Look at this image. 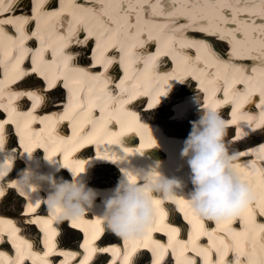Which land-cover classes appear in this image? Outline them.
I'll use <instances>...</instances> for the list:
<instances>
[{"label": "bare ground", "instance_id": "bare-ground-1", "mask_svg": "<svg viewBox=\"0 0 264 264\" xmlns=\"http://www.w3.org/2000/svg\"><path fill=\"white\" fill-rule=\"evenodd\" d=\"M60 1L62 4H59V0H0V41L2 42L3 35L8 37L6 47L10 48L7 52L8 56L3 57L0 64V71L6 70L7 75L4 79L11 76L8 70L19 61L23 63L28 55L32 57V65L37 71L40 69L37 66L39 60L46 57L44 60L46 64L44 62L39 64L44 65L45 75L50 71L52 65L57 73L67 78L68 83L72 82V88L75 90L65 113L60 115L61 112L56 111L54 116H50L51 113L48 111L53 106L62 107L65 97L64 88L62 85H58L53 91L46 92L44 111L34 114L33 117L36 120L32 128L31 121L28 119L30 112L16 114L23 116V121L26 123L25 129L20 125L16 126L15 130L19 135L22 132L30 134L29 131L43 132L39 125V116L42 112L47 118L44 125L50 128L55 127L49 136L57 140L58 146L49 147L50 152L48 153L51 157H56L54 162H47L42 158V146L34 150V158L24 155L29 166L35 169L36 174L32 179L37 183L43 180L51 181L50 174L57 169L56 172L60 171V174L55 175L56 177L70 180L67 177V170L63 169L65 167L60 165L61 158L63 163L77 174L80 173L78 169L82 166L85 173H82L81 176L85 178L84 181L89 187L101 190L102 195L105 194L103 190L112 189L117 185L118 169L112 164L117 165L120 169L129 167L143 169L155 162H160V170L163 174L186 178L189 170L185 161L180 157V149L183 146V141L188 137L190 129H177L176 126L181 124L189 127L191 121L198 119L201 104L205 107L213 106L227 122L224 143L230 153L238 154L235 163L251 185L255 199L242 215L227 222L215 223V225L212 224L213 221L201 219L190 213H183L184 216L188 214L185 219L189 225H186L183 223V215L177 210V207L170 202L162 201L160 206L165 207L169 212L163 216L162 220L159 218L157 221L167 220L171 223L160 225L156 222V228L151 231L150 238L154 230H159L161 234H155L160 235L159 237L164 234L169 235L168 229L171 230V235L168 238L171 243L175 244L171 245V252L174 254L175 250H179L187 257L181 260L178 253L171 254V261L174 258L177 264H190L192 259L196 262L195 264H201V262L218 264L217 249L225 246L228 250L224 257V264H232L235 254L234 243L239 245L242 253L239 256L240 264H264V214H262L264 212V171L259 165L261 160H264V144H261L264 142V126L252 131L257 117L260 116L258 110L253 106L260 105L259 93L264 91V0ZM32 4L34 10L31 7ZM23 21L24 24L38 22L34 32L35 37L41 41L38 49L34 48L37 40L33 37H30L29 41L21 38L24 30L27 29V25H21ZM58 28H61V31H57ZM187 29L209 33L214 37L211 40L215 46L214 49L219 50L220 48L219 51L230 58H219L208 46L209 42L207 41H196L187 37ZM86 31L89 32L90 37L86 35ZM96 39L98 41L96 58L99 67L89 66V69L96 72L107 70L109 73V75L106 74L107 77L94 79L90 82L86 76L95 77L97 74L92 75L88 71L79 77L69 67H67L68 72H60L62 63L72 59L73 55L77 64L88 63L91 65L89 52ZM226 42L231 43L230 52L226 50L228 47ZM158 58H164L161 60L163 64L174 67L169 79L164 78L169 75L167 70L156 72L155 68L152 69L158 63ZM238 59L249 62L239 64L236 62ZM20 71H22L20 77L26 75L23 87L18 93L13 92L14 88L0 89V105L8 104L10 97H14L13 99L18 97L21 98L20 103L26 109L28 99L24 95H18L22 93L21 90L24 87H35L42 90L41 77L38 73H34V71L32 73L24 67L20 68ZM40 71L44 73L43 70L40 69ZM118 73L119 76L124 74L130 81L123 87L127 94L133 93L136 89L134 85L138 82L149 84L148 78L156 76L163 80L164 85H168L170 94L165 98L158 99L159 107L165 102L162 109L159 110L158 107L152 113L144 115L147 121L156 124H140L134 115L132 117L128 115L129 110L121 112L120 107H122L125 98L118 100L116 92L111 90ZM241 81L245 83H241ZM101 82H107L109 89L102 87ZM155 82L152 81L150 85L155 86ZM194 82L198 83L197 87L194 86ZM0 84H2L1 81ZM244 86L249 91L248 94L243 92ZM181 87L184 88L183 92H178V88ZM114 88H117V85H114ZM153 90L154 88L150 91L153 92ZM86 92L95 93L92 99L98 102L102 109H106V115L99 116L97 111H94L91 98L86 95ZM34 93L40 96L39 91ZM215 93L217 97H215ZM110 99L111 101H109ZM118 101L120 104L117 106ZM109 103L112 105L107 108L105 105ZM143 104L144 102L139 103V105ZM171 107L177 108V113L171 115V118H167V120H163V117L155 114L165 108L171 112ZM13 110H16L15 105ZM12 116L14 120L18 119L15 114H9L7 121L0 123L2 125L0 135L9 145L15 143L12 129L8 126L13 122ZM2 117L3 114L0 112V119ZM233 119L236 120V123H231ZM111 120L128 126L123 133L136 132L141 141L140 145L131 148L120 147L117 138L121 133L108 127ZM58 128L59 134H57ZM21 140L25 142L23 137ZM88 140L101 145L94 150L91 148L94 147L93 142L87 143ZM49 142L50 139L45 137L44 143ZM127 142L129 146L137 143L136 140L131 142V139ZM13 147L9 149H13ZM16 150L15 154L10 153L13 159L17 160L18 157L23 159L20 150L18 148ZM124 150L137 151V154L119 163L110 161H117L119 154H123ZM238 150L240 151L237 152ZM74 152H77L75 154L82 153L74 155ZM106 153L113 154L114 157H108ZM2 158L6 159L7 157ZM181 165L184 166L182 170ZM15 174L13 182H17L15 179L18 177V172ZM1 179L2 176H0ZM5 188L4 185H0V192L2 190L6 192ZM14 188L20 189L19 186H14ZM19 192L30 200L29 206L34 210L28 211L33 219L23 216L24 206L18 210L8 208L10 196L16 195V190L11 191L5 201L2 202L0 199V211L14 215V219L18 222L16 226V221L0 217V264H14L12 258L8 257V253L3 251L6 247L4 244L1 245L2 235L15 233L17 236L19 231H25L31 234V238H34L37 226L31 221H34L35 215L43 209L41 207L38 210V206L42 203L41 199L48 194V185L45 184L42 190L35 192L34 197L24 188H22V192ZM19 198L23 200L21 195ZM177 199L181 198L177 197ZM96 203V212L99 213L102 208V200L98 198ZM96 216L92 213L85 214L82 222L91 225L95 223ZM46 219L47 217L44 216L43 221ZM66 224L70 223L57 220V224L53 228L55 235L51 241L52 251H49L44 243L45 236L43 242L35 246V250H37L35 258L39 264H84L87 256H83L82 252L85 248L79 253L71 251L67 253L59 245L61 242L58 239L61 238L63 245L70 247L76 248L81 243L77 244L78 241L75 238L81 236L82 233L71 228L70 232L66 233L67 237L64 240ZM17 229L18 231H16ZM102 229H104V235L108 236L107 242L118 239L107 230L104 223ZM173 229L177 231L173 232ZM187 231L190 236L188 240L185 239L184 234L181 235ZM178 234H180L179 238ZM143 241L147 242L144 239ZM9 244L14 246L15 243L10 242ZM28 245L29 242L24 244L25 250H18L19 255L30 251ZM194 245L201 250L197 251L193 248ZM94 248L97 249L98 260L92 256L87 260V264H97L107 257L105 252L99 251L98 247ZM107 249H110L109 252L116 256L115 260L122 264V254H118L122 253V249L118 246L115 248L110 246ZM117 249L119 252L115 251ZM216 254L217 260H215ZM148 255L147 253L146 258L143 261L139 260L137 264H147L146 261L150 259V257L147 259ZM63 256H68L65 261L62 259ZM164 258L165 256H163ZM80 259L81 263H79Z\"/></svg>", "mask_w": 264, "mask_h": 264}, {"label": "clouds", "instance_id": "clouds-1", "mask_svg": "<svg viewBox=\"0 0 264 264\" xmlns=\"http://www.w3.org/2000/svg\"><path fill=\"white\" fill-rule=\"evenodd\" d=\"M262 120L264 115L261 113L252 131L259 128L257 125ZM191 125L189 135L180 149V157L189 170L186 178L163 174L160 162L143 169L122 168V179L114 188L103 190L105 194L102 195L101 190L89 187L82 180L81 174L84 171L77 174L62 161L63 167L70 171L72 180L53 175L51 181L37 183L32 179L36 174L35 169L27 164L15 180L33 197L35 192L42 190L47 184L48 194L41 201L58 221L71 223L92 213L103 220L108 231L124 241L143 240L151 233L160 218L161 204L158 205L157 200L174 204L181 213H190L219 224L230 219L232 211L247 207L255 199V195L235 163L238 154L230 153L224 144L227 122L219 111L213 106L205 107L201 104L198 119L191 121ZM21 149L25 155L34 158L35 151H29L23 144ZM43 150L44 159L54 162L56 157H51L47 150ZM16 151L9 149L6 140L0 135V176L7 175L9 168L15 169V160L10 153L15 154ZM135 154L137 151L124 150L117 161L106 160L119 163ZM183 167L181 165V170ZM98 198L102 200L99 213L96 212ZM131 248L132 246L123 254L122 264ZM151 251L152 264H161L163 248L153 247ZM232 264H240L239 254H234Z\"/></svg>", "mask_w": 264, "mask_h": 264}, {"label": "snow or ice", "instance_id": "snow-or-ice-1", "mask_svg": "<svg viewBox=\"0 0 264 264\" xmlns=\"http://www.w3.org/2000/svg\"><path fill=\"white\" fill-rule=\"evenodd\" d=\"M168 7H171V5H168ZM33 71H37V69H33ZM254 71V69H253ZM241 83H245L244 81H241ZM53 83L50 81L48 83V87L51 88L53 87ZM65 87H67V85H65ZM245 94H247V88H246V92ZM18 95H24V96H27L29 99H31L33 101V107H36L40 102H42V99L43 97L37 95L36 93L34 92H24V93H19ZM260 105H264V91H261V94H260ZM149 107H152V105H149ZM262 115H264V112H262ZM231 123H236V120L233 119L231 121ZM261 124H264V120L261 121ZM261 124H258L257 127H260ZM0 131H2V125H0ZM93 141L91 140H88L87 143H92ZM29 151L31 149H28ZM79 172H83L84 171V168L81 166L79 169H78ZM156 203L158 205L161 204V201L157 200ZM180 203H183V201H180ZM249 206V205H248ZM248 206L243 208L242 210H237V211H232L230 213V216L231 218L226 220L225 222L237 217V216H240L242 215L245 211L248 210ZM29 211H33L34 209L29 206L28 208ZM262 214H264V212H262ZM165 215V213L160 209V219L162 220L163 219V216ZM32 223H36L37 221H31ZM51 221L50 220H46L43 222V224L41 225L42 227V230L44 231L45 233V237H44V243L46 245V247H48V250L49 251H52V248H53V245L51 243L52 239H53V236L55 235L54 233V230L53 231H49V225H50ZM95 224L96 225H100L101 224V220L100 219H97L95 220ZM75 226V225H74ZM18 231V229L16 230ZM99 231H103V229H100ZM173 232H176L177 230L176 229H173L172 230ZM98 235H99V232L95 233L92 237L93 240L97 239L98 238ZM15 237V233H11L10 234V239L14 238ZM148 239H150V234L144 238L145 241H147ZM20 243H23V244H27L26 241H21ZM144 248H149V244L147 242H145L143 245H142ZM14 247H17V249L19 250V244H14ZM28 247L30 248L31 246L28 245ZM83 247H85L86 251H87V257L85 259V262L84 264H87V260L90 259L92 257V255L94 253L97 252V249L94 248V247H91L90 246V242L88 241H85V244L83 245ZM139 247V245H135L133 244L132 248H131V251L128 253V255L125 256L124 258V261H123V264H129V262L131 261V264H133V257L136 255L137 253V248ZM161 248H163L164 252H165V248L164 246H160ZM227 246H225L224 248H218L217 249V252L219 254V260H218V264H224V257L227 253ZM99 251L101 252H108V251H111L110 249H107V248H103V249H100ZM116 252H119V250H115ZM233 251H235V253L239 254V256L242 254L241 253V250H240V247L237 243H234L233 244ZM163 259V256L161 257V260ZM16 264H20V260L18 259L16 261ZM157 264H159V262H157Z\"/></svg>", "mask_w": 264, "mask_h": 264}, {"label": "rangeland", "instance_id": "rangeland-1", "mask_svg": "<svg viewBox=\"0 0 264 264\" xmlns=\"http://www.w3.org/2000/svg\"><path fill=\"white\" fill-rule=\"evenodd\" d=\"M231 42V41H230ZM228 43V42H226L227 43V48H226V50L227 51H229V49H231V47L229 48V46H230V44L231 43ZM220 49V48H219ZM3 61V59L1 60V62ZM3 74V72L2 71H0V75H2ZM64 94V93H63ZM181 95H182V93H181ZM171 109V112L169 111V109L168 108H165V109H163L161 112H156L155 114L156 115H158V116H160V117H163L162 119L163 120H167V118L169 119V118H171V115H175L176 113H177V108H174V107H171L170 108ZM164 112V113H163ZM171 113V114H170ZM165 117H166V119H165ZM188 126H186V125H179V126H176V128L177 129H190L191 130V127H192V125H189V127L187 128ZM229 142V141H228ZM225 144V143H224ZM225 146H226V144H225ZM226 148H227V146H226ZM244 148V147H243ZM242 148V149H243ZM242 149H240V150H242ZM240 150H238L237 152H239ZM101 175V174H100ZM101 177V176H100ZM16 195H12V196H10V198H11V200L8 202V208L9 209H14L15 210V208H16V210H18V209H21V208H23V205H22V203H23V200L21 199V198H19L18 196H17V198L15 197ZM9 198V199H10ZM21 199V200H20ZM21 204V205H20ZM20 212V211H19ZM70 229H69V227H65L64 228V232H65V234L63 235L64 236V238L65 237H67V234L70 232L69 231ZM67 233V234H66ZM80 236V235H79ZM79 236H77V237H79ZM77 241V244L78 243H80L81 242V240L79 241L77 238H75ZM74 240V239H73ZM79 246V245H78ZM147 259H149V257H147Z\"/></svg>", "mask_w": 264, "mask_h": 264}, {"label": "trees", "instance_id": "trees-1", "mask_svg": "<svg viewBox=\"0 0 264 264\" xmlns=\"http://www.w3.org/2000/svg\"><path fill=\"white\" fill-rule=\"evenodd\" d=\"M229 52H230V50H229ZM69 229H70V228H69ZM72 230H73V229H72ZM72 230H71V231H72ZM107 239H108V237L106 238V240H107ZM64 240H66V239L64 238ZM74 240H75V239H74Z\"/></svg>", "mask_w": 264, "mask_h": 264}]
</instances>
